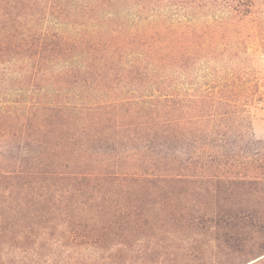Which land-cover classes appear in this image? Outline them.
<instances>
[{
    "label": "trees",
    "instance_id": "1",
    "mask_svg": "<svg viewBox=\"0 0 264 264\" xmlns=\"http://www.w3.org/2000/svg\"><path fill=\"white\" fill-rule=\"evenodd\" d=\"M263 15L264 0H0V179L19 182L0 255L144 226L152 251L172 247L161 234L263 233L259 210L201 205L264 186L235 70L248 43L264 51Z\"/></svg>",
    "mask_w": 264,
    "mask_h": 264
},
{
    "label": "rangeland",
    "instance_id": "2",
    "mask_svg": "<svg viewBox=\"0 0 264 264\" xmlns=\"http://www.w3.org/2000/svg\"><path fill=\"white\" fill-rule=\"evenodd\" d=\"M256 47L255 42L248 43L249 58L236 66L235 70L247 83L242 103L243 114L251 123L246 131L253 141L247 144L250 152L248 159L252 164L264 167V51H254ZM217 66L220 67V64ZM205 74L206 71L201 69L198 80L212 82L214 78ZM252 171L257 174L254 172H264V168ZM16 182L18 181L0 179V204L7 203L10 190L18 186ZM225 187L221 185L220 191L211 198L206 192H202V207L208 209L219 206L232 210L246 207L264 213V186L234 187L228 190ZM259 234L264 236V232L253 233L251 238L242 243L230 239L223 242L206 234H187L190 238L173 240L161 234L158 237L163 243L173 244L172 247L163 251H152L149 246L156 239H153V232L144 226L136 235L108 234L97 242L90 239L74 242L58 239L56 242L51 240L52 248L37 243L43 247L17 254H1L0 264H243L264 252L259 251V248H251ZM238 244L243 245L238 247Z\"/></svg>",
    "mask_w": 264,
    "mask_h": 264
}]
</instances>
